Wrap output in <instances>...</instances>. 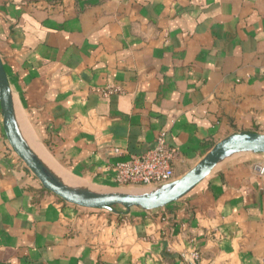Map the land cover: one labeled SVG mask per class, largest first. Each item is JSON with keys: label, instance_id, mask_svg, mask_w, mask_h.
Returning <instances> with one entry per match:
<instances>
[{"label": "crops", "instance_id": "obj_1", "mask_svg": "<svg viewBox=\"0 0 264 264\" xmlns=\"http://www.w3.org/2000/svg\"><path fill=\"white\" fill-rule=\"evenodd\" d=\"M0 56L23 137L71 188L131 187L114 165L160 134L176 178L264 135V0H0ZM259 164L233 154L160 209L84 208L17 156L0 106V264H264Z\"/></svg>", "mask_w": 264, "mask_h": 264}, {"label": "water", "instance_id": "obj_2", "mask_svg": "<svg viewBox=\"0 0 264 264\" xmlns=\"http://www.w3.org/2000/svg\"><path fill=\"white\" fill-rule=\"evenodd\" d=\"M0 106L3 116V129L8 142L39 179L42 186L70 204L89 209H104L116 212L117 208L156 210L180 200L227 157L236 153L264 154V135L254 131L232 133L217 143L183 176L145 192H125L118 190L91 191L75 189L63 183L34 152L23 137L16 117L15 103L8 74L0 56Z\"/></svg>", "mask_w": 264, "mask_h": 264}, {"label": "built area", "instance_id": "obj_3", "mask_svg": "<svg viewBox=\"0 0 264 264\" xmlns=\"http://www.w3.org/2000/svg\"><path fill=\"white\" fill-rule=\"evenodd\" d=\"M118 88L108 87L102 90L109 95ZM174 150L169 146L165 134H160L156 144L146 152L114 165V180L121 186H153L158 187L176 179L173 161ZM260 174H264V164L257 165ZM192 264H203L198 250L192 252Z\"/></svg>", "mask_w": 264, "mask_h": 264}, {"label": "rangeland", "instance_id": "obj_4", "mask_svg": "<svg viewBox=\"0 0 264 264\" xmlns=\"http://www.w3.org/2000/svg\"><path fill=\"white\" fill-rule=\"evenodd\" d=\"M153 186H131V187H125V188H115L113 187V190H118V191H125V192H145V191H149L152 190Z\"/></svg>", "mask_w": 264, "mask_h": 264}, {"label": "bare ground", "instance_id": "obj_5", "mask_svg": "<svg viewBox=\"0 0 264 264\" xmlns=\"http://www.w3.org/2000/svg\"><path fill=\"white\" fill-rule=\"evenodd\" d=\"M41 147V146H40ZM39 149V148H38ZM41 152V151H40ZM60 176V178H61V180H62V178H64L63 176H61V175H59Z\"/></svg>", "mask_w": 264, "mask_h": 264}]
</instances>
